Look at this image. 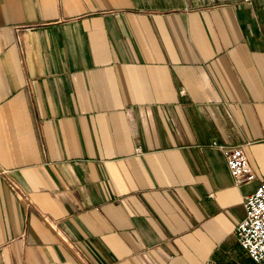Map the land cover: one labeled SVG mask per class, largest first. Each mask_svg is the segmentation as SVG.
<instances>
[{
  "label": "crops",
  "instance_id": "crops-1",
  "mask_svg": "<svg viewBox=\"0 0 264 264\" xmlns=\"http://www.w3.org/2000/svg\"><path fill=\"white\" fill-rule=\"evenodd\" d=\"M263 181L264 0H0V264H254Z\"/></svg>",
  "mask_w": 264,
  "mask_h": 264
},
{
  "label": "built area",
  "instance_id": "built-area-1",
  "mask_svg": "<svg viewBox=\"0 0 264 264\" xmlns=\"http://www.w3.org/2000/svg\"><path fill=\"white\" fill-rule=\"evenodd\" d=\"M211 145L222 151L235 184L251 182L255 179L242 148H228L214 141ZM243 209L244 216L236 224L233 234L240 249L252 263L264 264V181L243 197ZM206 264H214V261L208 260Z\"/></svg>",
  "mask_w": 264,
  "mask_h": 264
}]
</instances>
